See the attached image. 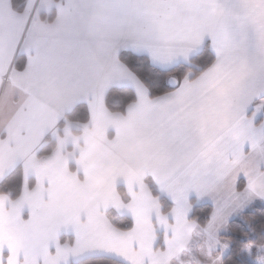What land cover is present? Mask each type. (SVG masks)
I'll return each mask as SVG.
<instances>
[{
  "label": "crops",
  "instance_id": "crops-1",
  "mask_svg": "<svg viewBox=\"0 0 264 264\" xmlns=\"http://www.w3.org/2000/svg\"><path fill=\"white\" fill-rule=\"evenodd\" d=\"M201 2L207 5L203 14L215 11L213 0ZM160 5L161 0H25L16 12L10 0H0V181L17 166L22 172L19 196L0 194V252L10 249L20 264H48L49 247L70 244L85 229L92 243L109 248L112 259L124 264L144 257L187 264L184 251L203 247L205 240L228 243L222 238L228 222L209 226L208 219L199 226L189 219L200 204L211 206L210 217L212 199L192 188L177 204L181 182L175 165L136 97L123 113L104 104L108 89L129 83L116 71L117 64L124 65L117 50L149 60L150 51L163 48L177 64L204 47L210 50L191 35L153 40L150 24L164 33L170 29L171 11ZM83 39L87 49L77 46ZM18 55L24 58L22 70L14 67ZM79 103L86 106L87 122L65 120ZM190 119L204 133L231 125L230 114L215 101ZM49 142L50 152L39 156ZM244 166L221 165V186L231 190ZM151 188L171 204L166 213ZM109 214L129 219L130 229L115 228ZM133 238L139 245L135 253Z\"/></svg>",
  "mask_w": 264,
  "mask_h": 264
},
{
  "label": "snow or ice",
  "instance_id": "snow-or-ice-1",
  "mask_svg": "<svg viewBox=\"0 0 264 264\" xmlns=\"http://www.w3.org/2000/svg\"><path fill=\"white\" fill-rule=\"evenodd\" d=\"M160 6L171 11L170 29L164 33L150 24L151 38L162 41L168 35H191L210 45L215 62L194 79L190 71L185 72V67H192L191 54L185 67H180L173 55L158 48L148 53L149 60H131L126 66L117 64L116 71L128 80L127 90L136 97L137 107L147 110L161 135L162 151L175 165L181 182L175 195L177 204L188 190L196 188L213 201L209 226L227 223L247 214L257 200L264 202V0L259 5L246 0H213L215 11L211 15L200 11L207 7L201 0H161ZM76 43L80 48L90 47L86 39ZM207 57L208 53L202 54V59ZM116 58L119 61V50ZM172 67H180L184 76L165 80L163 73ZM209 101L223 104L230 114L231 125L227 129L204 133L190 119V113ZM233 161L245 166L237 171L235 184L229 190L221 186L219 176L221 165ZM241 184L246 193L240 191ZM56 194L54 187L50 195ZM138 247L133 238V253ZM48 251L52 253L48 264H110L115 256L109 248L92 243L86 229L78 230L70 244H57ZM0 264L20 261L11 258L9 249L0 252ZM127 264L166 261L144 257L131 258Z\"/></svg>",
  "mask_w": 264,
  "mask_h": 264
},
{
  "label": "trees",
  "instance_id": "trees-1",
  "mask_svg": "<svg viewBox=\"0 0 264 264\" xmlns=\"http://www.w3.org/2000/svg\"><path fill=\"white\" fill-rule=\"evenodd\" d=\"M25 0H10L12 10L20 12L24 8ZM208 53L207 59H202V54ZM119 60L125 66L131 60H137L140 62L147 61L148 59L143 56H136L128 52H122L119 55ZM214 61L211 51L204 47L199 53L193 56L190 61L192 67L187 68L185 64H179L180 67H185V72L190 71L193 77H197L203 69L209 67ZM24 66V58L18 55L14 61V67L17 70H22ZM180 67H173L171 70L163 73V78L167 80L169 77L181 78L184 76V72L180 70ZM137 71L144 72L145 70L137 69ZM150 71V70H148ZM146 74V73H145ZM155 95V94H154ZM135 96L127 90V87H112L108 89L104 97V104L108 111L115 113H123L126 106L134 102ZM64 119L70 122L86 123L88 120L87 109L83 103H79L68 112ZM60 122L58 125L60 126ZM52 143H48L43 146L39 151V156L45 155L50 152ZM21 168L17 166L9 174H7L0 181V194H7L11 199H15L19 196L21 191ZM240 185V189H241ZM151 192L155 197H158L161 205V210L166 213L171 204L164 198L159 197L154 189L151 188ZM211 213V206L208 204H200L192 207L189 214V219L194 220L199 226H204L209 219ZM109 218L113 226L120 230L130 229V220L125 217H119L114 214H109ZM264 204L256 203L254 207L250 209L247 214L238 216L232 219L227 224V233L222 235V238L228 242L227 252L222 256L220 264H264V255L262 250L264 249ZM65 236L60 237V241H63ZM73 264H80L75 262ZM87 264V262H84ZM110 264H124L117 260L111 259Z\"/></svg>",
  "mask_w": 264,
  "mask_h": 264
},
{
  "label": "rangeland",
  "instance_id": "rangeland-1",
  "mask_svg": "<svg viewBox=\"0 0 264 264\" xmlns=\"http://www.w3.org/2000/svg\"><path fill=\"white\" fill-rule=\"evenodd\" d=\"M211 240L207 243L206 240L202 244L197 245L195 249L184 251L183 257L188 259L187 264H219L220 256H223L228 249V243L222 241ZM264 255V249L262 250Z\"/></svg>",
  "mask_w": 264,
  "mask_h": 264
},
{
  "label": "water",
  "instance_id": "water-1",
  "mask_svg": "<svg viewBox=\"0 0 264 264\" xmlns=\"http://www.w3.org/2000/svg\"><path fill=\"white\" fill-rule=\"evenodd\" d=\"M175 78L174 77H169L167 80L168 81H173Z\"/></svg>",
  "mask_w": 264,
  "mask_h": 264
}]
</instances>
